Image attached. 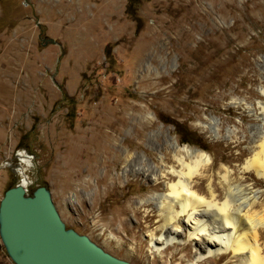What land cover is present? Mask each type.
Masks as SVG:
<instances>
[{"label":"rangeland","instance_id":"rangeland-1","mask_svg":"<svg viewBox=\"0 0 264 264\" xmlns=\"http://www.w3.org/2000/svg\"><path fill=\"white\" fill-rule=\"evenodd\" d=\"M263 88L264 0H0V198L29 180L110 255L194 264L184 236L149 254L160 222L144 201L163 184L142 167L187 147L239 178L264 131ZM244 177L264 194V180ZM0 264H12L1 243Z\"/></svg>","mask_w":264,"mask_h":264},{"label":"bare ground","instance_id":"bare-ground-1","mask_svg":"<svg viewBox=\"0 0 264 264\" xmlns=\"http://www.w3.org/2000/svg\"><path fill=\"white\" fill-rule=\"evenodd\" d=\"M261 95L256 119L264 118V88ZM251 138L253 145L239 168V178L224 166L211 172L210 156L187 147H172L166 167H142L143 177L155 186L163 184L161 193L144 201L154 203L160 222L159 235L148 240L149 254L161 258L164 249L182 244L184 236L194 248V264L219 256L226 258L224 264H264V194L253 184H244L248 175L264 180V131H256ZM138 163L140 158L127 159L126 171L135 174ZM108 239L119 244L113 236ZM131 252L129 248L127 253Z\"/></svg>","mask_w":264,"mask_h":264},{"label":"water","instance_id":"water-1","mask_svg":"<svg viewBox=\"0 0 264 264\" xmlns=\"http://www.w3.org/2000/svg\"><path fill=\"white\" fill-rule=\"evenodd\" d=\"M25 186L0 198V243L12 264H130L66 228L46 187Z\"/></svg>","mask_w":264,"mask_h":264},{"label":"built area","instance_id":"built-area-1","mask_svg":"<svg viewBox=\"0 0 264 264\" xmlns=\"http://www.w3.org/2000/svg\"><path fill=\"white\" fill-rule=\"evenodd\" d=\"M19 168L21 169V166H20V165L17 166V169H19ZM27 186H28V185L25 186V190H26V192H28Z\"/></svg>","mask_w":264,"mask_h":264},{"label":"trees","instance_id":"trees-1","mask_svg":"<svg viewBox=\"0 0 264 264\" xmlns=\"http://www.w3.org/2000/svg\"><path fill=\"white\" fill-rule=\"evenodd\" d=\"M11 188V187H10Z\"/></svg>","mask_w":264,"mask_h":264}]
</instances>
